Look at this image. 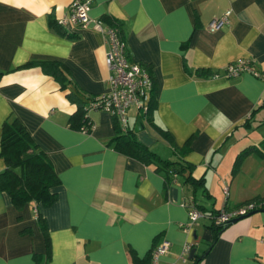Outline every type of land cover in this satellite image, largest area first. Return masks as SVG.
Wrapping results in <instances>:
<instances>
[{
	"label": "crops",
	"instance_id": "crops-1",
	"mask_svg": "<svg viewBox=\"0 0 264 264\" xmlns=\"http://www.w3.org/2000/svg\"><path fill=\"white\" fill-rule=\"evenodd\" d=\"M74 1L0 0V151L3 125L16 118L61 180L48 207L17 209L0 192V264H133L132 251L144 259L164 242L170 248L157 264H195L187 244L199 264H264V212L231 224L213 245L211 228L219 211L264 200V158L251 152L233 173L238 156L264 141L255 136L264 131V0H92L90 18L118 24L129 59L154 81L151 115L132 107L129 128L162 160L192 166L168 182L156 165L110 145L121 128L110 114H85L88 134L71 127L77 99L87 109L109 77L108 46L94 24H61ZM228 11L229 24L210 33ZM246 60L259 76L226 78L228 65ZM32 62L66 68V87ZM188 175L205 183L193 186ZM191 200L207 215L193 226L184 207Z\"/></svg>",
	"mask_w": 264,
	"mask_h": 264
},
{
	"label": "trees",
	"instance_id": "trees-1",
	"mask_svg": "<svg viewBox=\"0 0 264 264\" xmlns=\"http://www.w3.org/2000/svg\"><path fill=\"white\" fill-rule=\"evenodd\" d=\"M108 20V19H106ZM105 22V21H104ZM55 25V22H52ZM111 26H117L116 23H111ZM56 26V25H55ZM40 66L44 73L54 77L62 87H66L68 82L66 68L61 67L56 62H32L27 67ZM2 72L0 71V76ZM207 71H202L200 76H207ZM215 77V74L212 75ZM71 96V95H70ZM73 99V97L71 96ZM155 92L152 91V98L149 103V112L153 111L155 105ZM93 99L90 98V101ZM89 101V102H90ZM78 110L70 120L71 127L76 130H81L82 127L89 124L86 115L88 113L84 105L77 99ZM89 105V103H88ZM118 135L110 141V145L120 154L127 157L139 160L145 164L156 165L158 171L165 172L166 182L170 179V174H178L185 176L192 169L191 165L186 162L164 161L140 143L136 138V132L133 129H128L123 132L122 128L117 127ZM124 133V134H122ZM264 147V141L261 143ZM259 146V147H261ZM258 146H253L248 150L243 151L237 158L233 173L240 170L243 160L252 152L264 158V152ZM0 157L4 159L6 169L0 174V192H6L10 195L12 203L17 209L35 204L36 206L48 207L57 200L55 189L60 186L61 180L45 152H43L29 134L26 127L16 118L9 117L2 128L1 151ZM170 173V174H169ZM187 181L193 186L203 185L204 179L196 181L192 176L188 175ZM252 202H260L254 200ZM198 208L199 206L196 205ZM37 219L43 231L47 228L42 218L38 215ZM231 224L224 227L211 226L215 237L212 245L219 238V235ZM156 248V247H155ZM154 250V248H153ZM144 258L140 259L135 252L132 251L133 264H151L152 252ZM48 258H50V244L48 242ZM195 264H199L202 260L197 257L193 260Z\"/></svg>",
	"mask_w": 264,
	"mask_h": 264
},
{
	"label": "built area",
	"instance_id": "built-area-1",
	"mask_svg": "<svg viewBox=\"0 0 264 264\" xmlns=\"http://www.w3.org/2000/svg\"><path fill=\"white\" fill-rule=\"evenodd\" d=\"M91 6L92 0H75L70 6L69 18L63 20L61 24L87 28L93 23L94 29L104 36L108 46L106 56V64L109 71L108 91L93 97L89 102L88 112L101 110L110 114L117 119L123 131L126 132L129 129L128 112L132 107H136L142 116H146L149 110L147 101L154 89V81L150 72L144 66L129 59L127 44L122 38L118 26H108L102 20L93 21L90 18ZM230 15L231 12L228 11L223 16L212 20L208 26V31L216 33L225 28L229 24ZM245 73L259 76L252 62L247 60L230 64L225 69V76L228 79L238 78ZM218 76L215 75V77ZM91 129L92 125L89 123L82 127L80 131L88 134ZM224 195L226 197L229 196V188L227 186L224 188ZM184 207L188 209L190 226L207 217L193 200L186 202ZM260 209H264V200L249 202L231 210L223 209L212 216L213 225L215 227H224L233 220L247 217L250 213ZM35 213L38 214L37 208ZM169 248V242H164L154 248L151 264H157L159 258L166 254ZM191 251L192 246L187 244L184 248V253L189 254ZM183 262H185V259H183Z\"/></svg>",
	"mask_w": 264,
	"mask_h": 264
},
{
	"label": "water",
	"instance_id": "water-1",
	"mask_svg": "<svg viewBox=\"0 0 264 264\" xmlns=\"http://www.w3.org/2000/svg\"><path fill=\"white\" fill-rule=\"evenodd\" d=\"M263 212H264V209L256 210V211L250 213L247 217H250V216H252V215H254L256 213H263ZM247 217H244V218H247ZM244 218H240V219L233 220L230 224L236 223V222H238V221H240V220H242ZM195 258H196V250L194 249V250H192L190 252V260L193 261ZM202 259H204V258L202 257Z\"/></svg>",
	"mask_w": 264,
	"mask_h": 264
},
{
	"label": "rangeland",
	"instance_id": "rangeland-1",
	"mask_svg": "<svg viewBox=\"0 0 264 264\" xmlns=\"http://www.w3.org/2000/svg\"><path fill=\"white\" fill-rule=\"evenodd\" d=\"M261 133H262L261 136H260L259 134H255V136H257V137L260 138V139H264V136H262V135H264V131L261 132Z\"/></svg>",
	"mask_w": 264,
	"mask_h": 264
}]
</instances>
